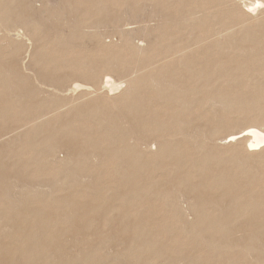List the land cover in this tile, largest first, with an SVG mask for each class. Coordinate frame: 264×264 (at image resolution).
I'll list each match as a JSON object with an SVG mask.
<instances>
[{
  "label": "rangeland",
  "instance_id": "obj_1",
  "mask_svg": "<svg viewBox=\"0 0 264 264\" xmlns=\"http://www.w3.org/2000/svg\"><path fill=\"white\" fill-rule=\"evenodd\" d=\"M13 1L11 5H21L18 0ZM55 1L33 11L39 26L30 30V23L25 25L30 31L27 37L32 40H26L24 46L17 44V55L26 56V64L31 61L29 66L37 68L40 79L46 83L57 81L52 78L60 74L70 82L67 74L71 71L85 80L80 74L94 60L107 66L113 61V73L118 76L147 56L164 58L166 66L161 70V78L151 81L148 76L133 88L136 103L131 110L121 106V100L113 105L95 90L99 106H94V111L99 110L98 115L90 116L86 109L75 108L67 116L66 111L61 117L52 112L48 117L53 121L44 128L38 123L32 127L30 122L31 114H42L50 102L37 91L34 76L29 74L32 87L23 92L19 89L24 86L22 81L17 86L0 81V121L5 119L0 132L21 124L28 128L22 135L0 141L3 264H264V234L244 240L247 230L242 222L247 214L262 212L256 223L264 231V151L247 154L234 142L200 146V152L195 147L205 131L214 130L224 136L253 121L264 120V94H260L264 90V49L251 46L254 40L264 44V9L258 7L245 15L224 0H151L152 5L143 0L138 4L124 0ZM238 1L243 9L242 3L251 0ZM208 2L213 5L211 11L206 8ZM194 5L208 11L198 19L192 14L183 17ZM100 6L101 15L95 12ZM155 11L169 15L159 19ZM117 12L122 19L130 18L128 27L136 28L138 35L142 34L139 19H152L151 24L155 25L159 22L149 32V52L131 51L118 39L119 33L114 36L118 41L109 43L110 38H106L107 44L92 36V31L95 34L97 29L103 32L111 28L109 16ZM218 24H235L234 35L194 46L184 61L166 56L169 39L186 42L207 35ZM3 45L0 40L1 62L11 56L10 48ZM167 70L171 71L166 74ZM19 71L25 74L24 68ZM18 93H22V99L32 100L31 114L22 110ZM208 98L229 99L232 106L211 105ZM119 111H131L138 121L147 118L146 128H161L167 141L165 151L158 156L147 154L137 166L124 167L114 158L101 156L97 160L89 154L73 161H45L34 155L36 151L47 155L55 142L63 139L62 133L68 132L92 139L82 146L107 148L110 144L104 134L109 124L99 117L108 119ZM177 118L191 121L193 128L200 131L176 134ZM66 121H70L71 127L65 125ZM132 131L137 135L142 128L133 127ZM241 169L249 171V178L240 173ZM227 178L231 179V190L238 195L235 200L250 199L253 207L243 209L244 215L227 224L229 235L205 241V236L214 232L190 226L196 215L188 200L203 193L210 220H220L227 213L219 211H227L228 201L234 200L222 197L225 188L221 183H226ZM182 195L186 196L187 210L183 199L180 200ZM212 226H217V222Z\"/></svg>",
  "mask_w": 264,
  "mask_h": 264
},
{
  "label": "bare ground",
  "instance_id": "obj_2",
  "mask_svg": "<svg viewBox=\"0 0 264 264\" xmlns=\"http://www.w3.org/2000/svg\"><path fill=\"white\" fill-rule=\"evenodd\" d=\"M12 1L7 2L5 0H0V13H1L0 40L1 42L5 44L3 46L10 48V55H11L9 56V58H7V60H5V62L0 61V81H3L4 83L9 84V85H16V86L18 84L17 82L22 81L21 84L24 86H22V88H19V89L21 92H23L25 89L29 90L31 89L30 87H32V85L30 86L29 74H31V76H34L35 78L34 82L36 84L37 91H39L42 95L46 96L48 99L47 101H50V102L49 104H46L47 110L44 111L42 114L40 113L31 114L29 108H30V104L32 100L30 98L27 100L26 98L22 99L21 98L22 93H18L19 101L23 102L21 106L22 110L27 111V112L29 111L31 114V118L29 115L30 122L35 123L34 125L32 123V127H36L38 123V124H42L41 128H44V126H46L48 123L53 121L52 119H49L48 117L50 113L52 112L57 113L60 117L65 114L64 113L65 111H66V116H67L68 114L67 112H71L72 108H75L76 111H79L77 109H84V110L86 109V113L89 114L90 116H93L94 113L96 114L100 113L99 110L94 111V106L95 107L99 106V104L96 103V101H98V97L94 96L96 93L95 94L93 93L95 90H98L100 95H103L104 97L109 99L113 105H115L116 100H121V106L127 107L128 110H131L134 104L136 103L135 98H134L135 95H133V92H134L133 88L135 86L137 87V83L141 82L142 80H145L148 76H151V81L158 80L159 78L162 77L163 73L161 72V70H163L164 66H166L164 64L166 60L164 61V58L160 59V58H156L155 56H147V59L139 58L135 62L134 67L126 68L122 76H118L117 74L113 73V69H114L113 61H111L110 64H108L107 66L99 62L98 60H94L91 62V66L88 67V69L85 72L80 74L81 77H84L85 80L87 81L80 80L79 78H77L80 76L75 71H71L69 74H67L69 78L72 79L70 82H67L65 79H63L64 77H66V75L60 74V75H54V77L52 78L53 80H57V81L48 82L50 84L46 83L45 81H43V79L42 80L40 79L39 70H36L37 68H34V67L31 68L29 66L31 61L29 64L28 63L26 64V62L24 61L26 56L17 55L19 52V47H17L18 46L17 44L21 43L24 46V44H26L27 42L26 40L28 41L32 40L28 38L29 37L28 32H30L29 29L32 30V29L37 28V26H39L37 25L35 17H33L34 16L33 11L39 10L44 4L51 3V0H45L44 2L40 0H18V2H21V5L19 6L11 5ZM54 1L52 0V3ZM140 1L142 0H124L123 2L124 3L131 2V3L138 4ZM143 1L150 2L151 5L153 3L151 0H143ZM228 1L231 2L229 3V6H231L232 8H238V10L242 14H245V15H249L251 11L255 10L258 7L264 9V0H251L250 2H243L242 3L243 9H241L240 2L238 0H224L225 3ZM180 3H182V1ZM208 4L209 5L206 8L209 11H211V9L213 8V5H211V2H208ZM100 8L101 6L97 7L95 12L101 15L102 12ZM208 10L202 7L200 8L198 5H194L193 7H189V9H187L183 17H186V15L192 14V15H195V19H198V17H200L201 14H204ZM64 14L66 15V13ZM155 15H157L159 19H164V16L169 15V13L168 12L162 13L161 11L159 12L157 11ZM33 18H34V21H33ZM109 20L112 23L111 28L103 32L97 29L96 31H94L95 34L92 31L93 35L92 34L91 35L94 37H98L103 44H107L105 43L106 38H110L108 40L109 43L111 42V40L116 39V41H118L119 39L124 43L126 47H128L133 52L147 53L150 51L151 41L150 39H147V38L149 37L148 35H149V32L152 30V28L155 27L159 23L158 21L156 22V25H155L154 22L151 24L150 20L152 19H148V18L146 19L145 17L142 18L141 20L139 19V21H142L141 26H140V28L142 29V31L140 32H142V34L138 35V34H135L136 28L133 29L131 27H128V25L131 24L130 18L122 19L120 17V14L117 12L109 16ZM29 23L31 27H29L28 29L25 27V25L27 26ZM72 25H75V24L72 23ZM234 26L235 24H218L217 26L216 25L213 26V28L210 29V31H208L207 35L195 36L191 40L186 41V42H180L181 41L180 39L179 40L169 39L166 43L167 48H168L166 50V56L168 58L171 56L170 59L176 58L179 61L181 60L184 61L186 58V53L191 51V49H193L194 46H198L199 44L203 42H207L209 40L211 42V40H214L215 38H228V37L233 36ZM89 27L90 26H85V28L87 29H90ZM91 27H94V26H91ZM117 33H119V36H120L118 39L114 38L115 34ZM155 43H156V40L154 44ZM251 46L256 49L259 47L258 50L264 49V44L256 40L252 41ZM27 52H29V47H27L26 55H28ZM262 58L264 60V56ZM119 66L121 65L118 63V67ZM22 68L25 69V74L19 71V70H22ZM170 71L167 70L166 74H168ZM27 72H31V73H27ZM47 77L49 78V76ZM260 94L263 95L264 90ZM16 95H17V92H16ZM169 95H172V94H169ZM208 102L211 105L218 104V105H228L229 107L232 106L229 99H221V100L216 101L214 99L208 98ZM0 113H1V105H0ZM77 113L80 114L79 112ZM101 116L102 115H100L99 117L100 120L109 124L104 134V137L109 140V144H110L107 148L97 149V146L93 144H89L92 148H88L87 145L82 146L84 142H88V141L91 142L92 139L88 137H82V136L77 137L76 134L74 133L71 134L70 132H68L67 134L62 133V138H63L62 140L56 141V142L53 141V143L55 142V144L52 146L51 150L49 151L47 155L46 153L43 154L38 151H36L34 155L37 158L42 157V160H45V161H50V159H53V160L58 159L59 161H65V160L73 161L79 158L80 155L83 157L84 155L89 154V156H92L93 158L95 157L96 159L101 156L114 158L116 161L123 163L124 165L122 167H124V166H131V165L137 166L138 163L141 162L140 159L142 157H146L147 154L158 156L165 151V147L167 146V141L164 139L163 132H161L162 129L159 127H155L153 129H150V127L146 128V125L144 123L147 118L141 117L139 118V121H138V117L133 116L131 111H127L125 113L122 111H119L118 113H116L115 115H112V117H109L108 119L101 117ZM4 120H2V122L0 121V130L5 127V124H4L5 122H3ZM130 120H132V122H130ZM134 120H135V123H134ZM124 121H126L127 124H125ZM152 121L153 120L148 121V124L152 123ZM175 121H176L175 123L176 124V129H175L176 134L178 133H182V134L189 133L190 134V133H193L194 131H198V132L200 131V130H197L198 128H195V127L193 128V123L191 121H187L182 118H177L175 119ZM68 122L66 121L65 125L71 127L70 121ZM138 126L139 128L140 127L142 128L141 133L137 135L136 134L133 135L132 128L136 127L137 129ZM26 128H27V125L25 126L24 124H21V125H18L10 129L7 132H3V133L0 132V141L2 140L4 141V139L5 140L8 139L12 135L14 136L22 135L24 134L23 132ZM156 128H159V129H156ZM49 134H52V133H49ZM48 138L49 137L44 139L45 143L48 142L49 140ZM230 142L239 144V147L241 148V150H243L247 154H260V152L262 153L264 151V120L261 119V120L253 121L252 123L246 125L244 128L238 131L229 132L224 136H219L218 134H216L214 130L213 131L210 130L209 132L205 131L203 133V136L201 137V140L195 143V147L200 152L201 150L199 149L200 146L203 148V146L209 147V145L212 146L213 144L214 145L215 144H229ZM164 159L165 158H163V160ZM179 170L181 171V169ZM240 173L244 175L246 178H249L248 170L241 169ZM224 181H226V183L225 182L221 183L224 185V188H225L222 194V197H227L228 199H232V200L234 199V200L228 201L229 203L227 204V208H228L227 211H225V209L219 211V213L221 214L227 213L220 220L218 221L210 220L211 215L207 212V209L205 206L207 199L204 197L203 193L200 192L199 194L194 195L192 198L188 200L190 201V205L192 206L191 208L193 210L192 212H194L196 215L195 221L190 222V226L204 229L210 233H212L211 232L212 230L214 232V234L212 233L210 236H207V237L205 236V239H204L205 241L206 240L212 241L214 238H217V237L224 238L226 234L229 235L231 231L230 230L228 231L227 224L231 220H233L234 222L235 220L238 219L237 218L238 215H244L246 213L245 210H249L253 207L252 203L250 202V199H246L242 197V200L241 199L235 200V198H237L238 195L237 193L231 190V179L227 178ZM185 187L187 188L186 185ZM184 197L186 196L182 195L180 197L181 199L179 198L180 200L183 199L182 200L183 204L186 199V198L184 199ZM234 201H235V204L232 203ZM185 207H186V210L189 208V207L187 208L186 205ZM190 215L191 214L189 212V216ZM260 215H262V212H260V214H255L252 212V214H247L244 217V219H242V222H244L243 225H246L245 229L247 230L246 238L244 240H247V239L252 240L253 238H260L264 234V231L262 230L263 228L261 227L262 229H258L259 223H256L260 221L259 220ZM214 222H217V226L215 227L212 226ZM17 232L19 234L20 231H17ZM261 254L263 253L261 252ZM19 258L21 259V257ZM0 264H3V260H0ZM20 264H23V263H20Z\"/></svg>",
  "mask_w": 264,
  "mask_h": 264
}]
</instances>
